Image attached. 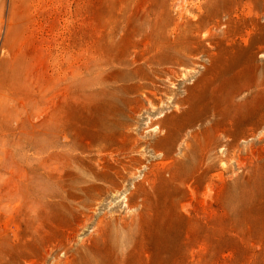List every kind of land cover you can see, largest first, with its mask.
I'll return each instance as SVG.
<instances>
[{
	"label": "rangeland",
	"instance_id": "1",
	"mask_svg": "<svg viewBox=\"0 0 264 264\" xmlns=\"http://www.w3.org/2000/svg\"><path fill=\"white\" fill-rule=\"evenodd\" d=\"M159 28L188 40L166 53L181 65L153 62ZM231 62L238 75L223 73ZM256 79L264 0H0V264H264ZM106 123L114 133L100 132ZM131 158L136 207L119 193L52 214L82 165ZM20 192L24 204L11 202Z\"/></svg>",
	"mask_w": 264,
	"mask_h": 264
},
{
	"label": "bare ground",
	"instance_id": "2",
	"mask_svg": "<svg viewBox=\"0 0 264 264\" xmlns=\"http://www.w3.org/2000/svg\"><path fill=\"white\" fill-rule=\"evenodd\" d=\"M231 1V0H230ZM237 2H239V1H237ZM225 3V4H224ZM234 3V2H233ZM218 5V4H217ZM237 5V4H236ZM235 5V6H236ZM219 6V5H218ZM222 9H221V11H224V13H226V14H228L230 11H233V9H232V7H231V5L228 3V1H222ZM216 9V8H215ZM219 12V11H218ZM218 14V13H217ZM147 22V21H146ZM150 22V21H149ZM149 25H150V23H149ZM166 30H165V28L163 29H158V30H155L154 32H152V34H151V36H150V39L151 40H153L154 41V43H155V46H156V48L158 49V50H161L162 52L161 53H163L164 54V56L163 57H159V58H155L154 60H153V62L154 63H157V64H159V65H164V64H172V65H181V63H180V60L177 58V57H173V56H168L166 53L167 52H169V51H173L174 53H176L177 55H179V54H182L184 51H185V45H186V43H187V41L188 40H186V41H181V40H178L177 38L179 37V36H177L176 37V39H177V41H174L173 43H171V42H169L168 40H166L167 38H166V36H167V34H166ZM180 39V38H179ZM243 55L244 56H246V57H249L250 58V60H254V54H253V52H251V51H249V50H247V51H244L243 52ZM232 63V62H231ZM233 65H232V68L231 69H228V70H224L223 71V73L224 74H229V75H238L239 74V72L236 70V68L239 66V64H236V63H232ZM226 66V65H225ZM220 67V66H219ZM222 68V67H221ZM261 80V79H260ZM262 82H264V80H262V81H258L257 79H256V81H255V84L257 83L258 85L259 84H261ZM237 90V89H236ZM212 103V102H211ZM215 104V103H214ZM232 104V103H231ZM230 104V105H231ZM234 105V104H233ZM218 107V106H217ZM217 107H216V109H217ZM233 107V106H232ZM211 108V107H210ZM209 109V108H208ZM232 111H234L233 109H232ZM231 111V112H232ZM204 113V112H203ZM214 113H216V112H214ZM217 114V113H216ZM233 114V113H232ZM231 113H230V115H232ZM210 115V114H209ZM208 116V115H207ZM204 118V117H203ZM223 120V119H222ZM259 121V120H258ZM111 124V123H110ZM108 124V123H106V124H102L101 125V127H100V132H102V133H108V132H112V133H114L115 132V129H111V127L113 128V124ZM99 127V126H98ZM97 127V128H98ZM227 129V128H226ZM98 130V129H97ZM109 135H110V133H109ZM222 136H225V137H227V134L223 131V133L221 134ZM220 135V136H221ZM108 137V136H107ZM111 137V136H110ZM230 137V136H229ZM215 141V140H214ZM103 142V141H102ZM101 142V143H102ZM104 142H109L107 145H102ZM101 145L105 148V147H107V146H110L112 143H113V138H107V141H104ZM96 143H98V142H96ZM95 147H97L98 146V144L97 145H94ZM218 145H217V143H213L211 146H209V148L208 149H206L205 150V152L203 153V155H201V156H199V158H196L195 159V161H199V162H203V161H205V160H208L209 159V156H210V153L214 150V149H216V147H217ZM99 147L101 148V146L99 145ZM98 147V148H99ZM125 147V146H124ZM110 148V147H109ZM103 149V148H102ZM107 148H105V150H106ZM122 149V148H121ZM129 149H131L132 150V147H130ZM81 151H82V148L80 149ZM99 150V149H98ZM123 150H125V148L123 149ZM94 151V150H93ZM108 151V150H107ZM134 151V150H133ZM203 151V150H202ZM84 152H86V150H84ZM82 153V154H85V153ZM90 152H92V151H90ZM123 152V151H122ZM124 152H126V151H124ZM123 152V153H124ZM80 153V152H79ZM207 153V154H206ZM195 155V154H194ZM194 155H192V156H194ZM64 156V155H63ZM86 156H88V154L86 155ZM85 157V156H84ZM63 158V157H62ZM82 158H83V156H82ZM72 159V158H71ZM71 159H69V160H71ZM121 159V158H120ZM81 160V159H80ZM57 161V160H56ZM59 161V160H58ZM78 161H79V159H78ZM78 161H77V164H78ZM92 161V160H91ZM90 161V162H91ZM48 162V161H47ZM53 162V161H52ZM64 162H66V161H64ZM68 163H73V162H69V161H67ZM76 162V161H75ZM88 162V161H87ZM89 162V163H90ZM93 162V161H92ZM91 162V163H92ZM48 163H51V162H48ZM47 163V164H48ZM79 163H81V162H79ZM82 163H84V161H82ZM138 163V161H137V159H134V158H131V160L127 163V164H125V163H123L121 160H115V161H113L112 160V162H106L105 160L103 161V160H98V162H97V165L100 167V169H94V168H92V167H86V168H82V167H84L82 164H80V165H82V167H81V170L83 171V174L82 175H72V174H70V176H69V180H68V182H69V184H70V187L69 188H71L72 187V193L71 194H69V196H66V197H63V198H61V200L60 201H58V199H57V201L59 202V204L55 207V205L52 207V214L54 213V212H58V211H63V213H68V214H72L73 212H74V207H72V204H74V203H78V205L80 204V206L81 205H83L82 207L84 208V206H86L87 204H90V203H92V201L94 202V200H95V202H98L99 200H100V202L102 201H106L107 199H109V198H111V197H115V196H117V195H119V193L121 194V195H123L124 196V202H125V204H126V206L127 207H136L135 205H134V200L133 201H131L130 199H129V197L126 195V193L128 192V190H127V187H126V184H132L134 187H137V185H136V183H134L133 181H132V178L134 177L133 175H134V173L132 172V168H134L135 169V165ZM40 164H42V162L41 161H39V166H40ZM65 165V164H64ZM69 165V164H68ZM79 165V166H80ZM93 165H95V164H93ZM187 165V164H186ZM38 166V167H39ZM44 166V165H43ZM46 166H48V165H46ZM94 167V166H93ZM66 168V167H65ZM69 168H72V167H69ZM196 164H192V165H189V166H187V167H185V172L186 173H189V174H193L194 172H195V170H196ZM69 170V169H68ZM79 170V169H78ZM64 174V173H63ZM126 174L128 175L129 174V177H127L126 176ZM136 174V173H135ZM59 175V174H58ZM61 175V174H60ZM53 176V175H52ZM66 176V175H65ZM136 177V176H135ZM134 177V178H135ZM135 180H136V178H135ZM62 181V180H61ZM151 181V180H150ZM53 182H56V180L55 181H53ZM138 183V182H137ZM140 183V182H139ZM145 183H146V179H145ZM57 184H59V183H57ZM62 184V183H61ZM66 184V183H65ZM68 184V183H67ZM63 185V184H62ZM122 186V187H121ZM129 186V185H128ZM133 186H132V188H133ZM64 187V186H63ZM62 187V188H63ZM66 188V187H65ZM139 188V187H138ZM32 190V189H31ZM68 190V189H67ZM71 190V189H70ZM137 190V189H136ZM60 192H62V191H60ZM140 192V191H139ZM39 193V192H38ZM23 194V192H20V194H12L11 195V199H10V201L11 202H14V201H18L19 202V204H24V202L26 201V198L27 197H25L24 195H22ZM81 195H83V196H81ZM130 195V194H129ZM149 195V194H148ZM131 196H132V194H131ZM138 197V196H137ZM143 197H144V195H143ZM58 198H60V197H58ZM83 198V199H82ZM123 198V197H122ZM53 199V198H52ZM131 199H133V198H131ZM145 199H146V197H145ZM144 200V199H143ZM148 200V199H147ZM52 201V200H51ZM56 201V202H57ZM138 201H140V200H138ZM142 201V200H141ZM167 201H168V199H167ZM167 201H165V203H167ZM99 202V203H100ZM115 203V202H114ZM136 203V202H135ZM56 204V203H55ZM109 205V204H108ZM166 205V204H165ZM76 206V205H75ZM89 206V205H88ZM89 207H91V206H89ZM152 207V206H151ZM151 207H150V209H151ZM164 207V206H163ZM78 208H80V207H78ZM82 208V209H83ZM86 208H88V207H85L84 209H86ZM51 209V208H50ZM77 209V208H76ZM82 209H79V210H82ZM141 209V208H140ZM42 211V210H41ZM43 212H44V210H43ZM76 212H77V210H76ZM150 212V211H149ZM46 213V212H45ZM44 213V214H45ZM50 213V212H49ZM61 213V212H60ZM78 213H80V212H78ZM28 214V213H27ZM167 214V213H166ZM55 215H56V213H55ZM74 215H78V214H74ZM73 215V216H74ZM20 216H22V213L20 214ZM65 216V215H64ZM63 216V217H64ZM153 216V215H152ZM163 216H165V213L163 214ZM168 216V215H167ZM51 217V216H50ZM67 217V216H66ZM83 217V216H82ZM54 218H55V216H54ZM71 218V217H70ZM73 218V217H72ZM75 218V217H74ZM77 218V217H76ZM46 219V218H45ZM57 219V218H56ZM62 219H64V221H65V218H62ZM152 219V218H151ZM55 220V219H54ZM53 220V221H54ZM103 220V219H102ZM163 220V219H162ZM164 220H165V218H164ZM163 220V221H164ZM45 221L46 220H44V222L43 223H45ZM104 221H105V219H104ZM163 221L161 222V224L163 223ZM101 222V221H100ZM165 222V221H164ZM55 223V222H54ZM86 223V222H85ZM152 223V222H151ZM34 224V223H33ZM62 224V223H61ZM108 224V223H107ZM153 224V223H152ZM60 225V224H59ZM72 225H73V222H72ZM71 225V226H72ZM79 225V224H78ZM100 225V224H99ZM103 226V224L101 225V227ZM121 226V225H120ZM100 227V226H99ZM126 227V226H125ZM150 227V226H149ZM49 228V227H48ZM54 228V227H53ZM58 228V227H57ZM74 228V227H73ZM77 228V227H76ZM103 228V227H102ZM107 228H109V227H107ZM159 228V227H158ZM67 229V228H66ZM80 229V228H79ZM148 229V228H147ZM160 229H161V227H160ZM162 229H163V227H162ZM61 230V229H60ZM78 230V229H77ZM102 230V229H101ZM100 230V231H101ZM105 230V229H104ZM115 230V229H114ZM127 229H125V231H126ZM103 231V230H102ZM101 231V232H102ZM158 231V230H157ZM160 231V230H159ZM163 231V230H162ZM22 232V231H21ZM75 232H77V231H75ZM100 232V233H101ZM124 232V231H123ZM72 233V232H71ZM55 234V233H54ZM61 234V233H60ZM106 234V233H105ZM139 234V233H138ZM137 234V235H138ZM103 235V234H102ZM130 235V234H129ZM150 235V234H149ZM152 235V234H151ZM49 236V235H48ZM50 237V236H49ZM53 237V236H52ZM56 237H57V235H56ZM51 238V237H50ZM91 238V237H90ZM103 238V237H102ZM144 238V237H143ZM139 239V238H138ZM47 240H48V237H47ZM112 240V239H111ZM49 241H50V239H49ZM94 241V240H93ZM104 241H105V239H104ZM107 242V241H106ZM126 243V242H125ZM28 244V243H27ZM63 244H64V242H63ZM160 244V243H159ZM37 245V244H36ZM39 245V244H38ZM47 245V244H46ZM97 245V244H96ZM31 246V245H30ZM33 246V245H32ZM44 246H45V244H44ZM49 246V245H48ZM25 247V246H24ZM163 247V246H162ZM62 248V247H61ZM114 248V247H113ZM65 249V248H64ZM95 249V248H94ZM99 249V248H98ZM23 250V249H22ZM108 251V250H107ZM8 252H11V251H8ZM92 252H94V251H92ZM23 254V253H22ZM21 254V255H22ZM19 255V254H18ZM50 255V254H49ZM84 255H85V253H84ZM91 255V254H90ZM1 256V255H0ZM12 256V255H11ZM23 256V255H22ZM24 257V256H23ZM110 257V256H109ZM112 257V256H111ZM2 258V257H1ZM11 258V257H10ZM13 258V257H12ZM19 258V257H18ZM86 258V257H85ZM14 259V258H13ZM15 260H16V258H15ZM100 260V259H99ZM99 260H98V262H99ZM106 260H107V258H106ZM113 260V259H112ZM13 260H11V262H12ZM91 261V260H90ZM163 261V260H162ZM97 262V261H96ZM114 262V261H113ZM164 262V261H163ZM98 264V263H97ZM101 264V263H100ZM111 264V263H110ZM164 264V263H163Z\"/></svg>",
	"mask_w": 264,
	"mask_h": 264
}]
</instances>
